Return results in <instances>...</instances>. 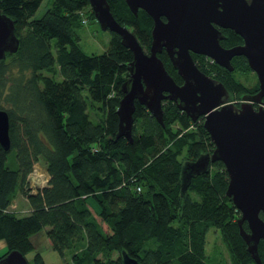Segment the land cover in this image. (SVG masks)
<instances>
[{
  "label": "trees",
  "instance_id": "16d2710c",
  "mask_svg": "<svg viewBox=\"0 0 264 264\" xmlns=\"http://www.w3.org/2000/svg\"><path fill=\"white\" fill-rule=\"evenodd\" d=\"M42 1L0 0L19 39L17 51L0 60V109L8 114L10 137L8 151L0 145V240L7 245L0 259L12 250L26 257L34 249L32 236L46 229L52 249L62 257L69 252L66 264H121L123 252L141 264H227L218 248L207 253L212 228L231 264H255L239 233L240 212L226 195L221 161L192 177L181 194L183 163L214 150L203 117L193 121L164 100L160 123L135 101L132 142L116 138L131 50L110 32L104 52H84L77 29L82 15L95 19L88 0H53L35 17ZM107 1L148 53L152 18L142 9L133 14L125 0ZM221 31L223 47L242 43L233 31ZM191 55L201 71L224 84L231 100L257 92L258 81L249 87L236 77L251 71L244 56H234L229 71ZM158 57L182 84L164 49ZM12 150L15 167L6 165ZM40 159L47 182L34 186L29 176ZM19 196L28 208L12 207ZM258 253L264 264L262 240ZM33 264H45L40 252Z\"/></svg>",
  "mask_w": 264,
  "mask_h": 264
},
{
  "label": "water",
  "instance_id": "95a60500",
  "mask_svg": "<svg viewBox=\"0 0 264 264\" xmlns=\"http://www.w3.org/2000/svg\"><path fill=\"white\" fill-rule=\"evenodd\" d=\"M88 2L101 29L118 34L133 54L129 78L121 86L122 97L116 109V138L132 142L135 101L160 123L164 100L175 102L193 121L203 117L214 150L183 163L181 194L192 177L206 172L210 163L221 161L228 175L226 195L240 212V236L255 264H263L258 245L264 242V0H125L133 14L142 9L153 20L148 53L114 18L107 0ZM220 28L238 34L242 43L223 47ZM18 47L14 21L0 10V60ZM163 49L182 78L181 85L158 57ZM191 53L204 55L229 71L233 70L231 59L244 56L257 76V92L243 95L239 106L230 102L224 84L201 71ZM255 103L258 108H254ZM0 145L5 151L10 149L9 117L4 109H0ZM244 222L247 230L242 226ZM0 264L28 262L18 250H12L0 259ZM121 264L141 263L123 252Z\"/></svg>",
  "mask_w": 264,
  "mask_h": 264
},
{
  "label": "rangeland",
  "instance_id": "374dc122",
  "mask_svg": "<svg viewBox=\"0 0 264 264\" xmlns=\"http://www.w3.org/2000/svg\"><path fill=\"white\" fill-rule=\"evenodd\" d=\"M53 0H43L40 7L35 13V17H40L45 10L51 5ZM77 33L80 37L79 44L80 47L86 53H102L104 52L108 45L110 39V31L102 30L99 23L96 19L90 18L88 15H82L81 26L77 29ZM236 77L244 82L247 86H253L258 81L256 74L251 70L245 73H236ZM230 102L234 104H238L242 99H230ZM256 104V103H255ZM15 151H10L8 153V158L6 165L9 167H15ZM35 169L37 172L45 174V164L42 159H40L35 165ZM34 186H38L37 182L33 183ZM17 206L13 203L12 207L16 210H22L23 201L20 197L17 198ZM91 208L94 210V204L90 202ZM105 225V223H102ZM106 228V227H105ZM46 229L41 230L32 236V242L34 245V249L30 252H27L26 259L29 264H33V256L36 252H40L45 264H66L70 261L69 252L62 257L58 252L52 249L49 238L45 233ZM215 248H218L222 252V256L225 259L227 264H231V255L228 247L223 242L220 233L215 229H210L207 234V242H206V250L207 253L213 252ZM6 251V244L3 239L0 240V256Z\"/></svg>",
  "mask_w": 264,
  "mask_h": 264
},
{
  "label": "built area",
  "instance_id": "2783aa9c",
  "mask_svg": "<svg viewBox=\"0 0 264 264\" xmlns=\"http://www.w3.org/2000/svg\"><path fill=\"white\" fill-rule=\"evenodd\" d=\"M29 177L32 183L37 182L39 185H44L47 182V177L44 174L37 172L36 169L33 170Z\"/></svg>",
  "mask_w": 264,
  "mask_h": 264
},
{
  "label": "flooded vegetation",
  "instance_id": "af4514ba",
  "mask_svg": "<svg viewBox=\"0 0 264 264\" xmlns=\"http://www.w3.org/2000/svg\"><path fill=\"white\" fill-rule=\"evenodd\" d=\"M220 29H222V28H220ZM224 30H226V29H224ZM222 40V39H221ZM195 54V53H194ZM197 57V59H203V56L204 55H201V54H195ZM204 57H206V56H204ZM208 58V57H207ZM210 59V58H209ZM233 59V58H232ZM231 59V60H232ZM211 60V59H210ZM212 61V60H211ZM212 62H214V61H212ZM215 63V62H214ZM216 64V63H215ZM218 65V64H217ZM232 65V64H231ZM222 67V66H221ZM233 67V66H232ZM224 68V67H223ZM226 69V68H225ZM227 70V69H226ZM182 83H183V81H182ZM179 85H181V84H179ZM240 103H241V101L237 104V106H239L240 105ZM253 106H254V108H258L259 107V104H253Z\"/></svg>",
  "mask_w": 264,
  "mask_h": 264
},
{
  "label": "crops",
  "instance_id": "0c3cea01",
  "mask_svg": "<svg viewBox=\"0 0 264 264\" xmlns=\"http://www.w3.org/2000/svg\"><path fill=\"white\" fill-rule=\"evenodd\" d=\"M44 175L46 176V174H44ZM46 177H47V176H46ZM19 197H20V198L22 199V201H23V202H22V203H23V207H24L23 209L28 208L27 203H26V199H25L23 196H19ZM17 198H18V197H17ZM17 198L14 200V204H15L16 206L18 205L17 202H16V201H17ZM102 227L106 230V228H105L103 225H102ZM5 244H6V242H5ZM6 251H7V245H6ZM6 251H5V252H6ZM5 252H4V253H5ZM4 253H3V254H4Z\"/></svg>",
  "mask_w": 264,
  "mask_h": 264
},
{
  "label": "bare ground",
  "instance_id": "6f19581e",
  "mask_svg": "<svg viewBox=\"0 0 264 264\" xmlns=\"http://www.w3.org/2000/svg\"><path fill=\"white\" fill-rule=\"evenodd\" d=\"M47 186V185H46Z\"/></svg>",
  "mask_w": 264,
  "mask_h": 264
}]
</instances>
